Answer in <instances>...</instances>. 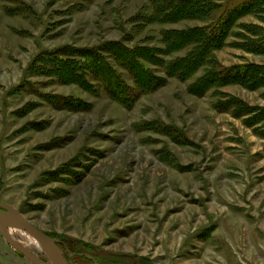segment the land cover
Returning a JSON list of instances; mask_svg holds the SVG:
<instances>
[{
	"label": "rangeland",
	"instance_id": "374dc122",
	"mask_svg": "<svg viewBox=\"0 0 264 264\" xmlns=\"http://www.w3.org/2000/svg\"><path fill=\"white\" fill-rule=\"evenodd\" d=\"M251 2L0 0V202L69 264H264ZM202 29L220 33L209 65L177 77ZM0 264L41 263L0 233Z\"/></svg>",
	"mask_w": 264,
	"mask_h": 264
},
{
	"label": "water",
	"instance_id": "95a60500",
	"mask_svg": "<svg viewBox=\"0 0 264 264\" xmlns=\"http://www.w3.org/2000/svg\"><path fill=\"white\" fill-rule=\"evenodd\" d=\"M3 222L16 224L31 237L36 239L41 245L42 251L47 257V261H43L34 256L28 248L18 244L9 235L7 230L0 227V233L4 236L8 243L23 255L35 258V260L39 261L41 264H69L63 249L59 246V240L57 238H54L37 228L28 219H26L18 209L9 204L0 202V224H4Z\"/></svg>",
	"mask_w": 264,
	"mask_h": 264
},
{
	"label": "trees",
	"instance_id": "16d2710c",
	"mask_svg": "<svg viewBox=\"0 0 264 264\" xmlns=\"http://www.w3.org/2000/svg\"><path fill=\"white\" fill-rule=\"evenodd\" d=\"M248 5H252L253 7L258 6L257 8L264 10V0H252L251 3L245 4L244 7H248ZM238 11H239V13H241L240 10H238ZM239 13L234 14V17L239 15ZM168 16L169 15H167L165 17L168 18ZM220 23H223L224 25H226L228 23V21L225 22L223 19H221L219 24ZM201 31H202V34H201V36H199V41H197L195 43L196 45L194 47H192L190 52L187 54V55H189L188 57H190V58L183 61V63H178L179 71L174 74L177 77L182 78V75H184V74L186 75L187 72H189L193 69H194V71H196L197 69H199L204 64L209 65L208 59H211L210 52L213 48V44L215 41L214 39H215L216 35L220 34V33H218L217 30H213L210 33L209 32L207 33L206 29H202ZM212 33H213V36H212ZM191 38H192V36H191ZM260 47H262V48H260ZM255 50L262 52L264 50V44L258 43L257 46H255ZM253 68H254L253 75L254 74L256 75L259 73V75H263L262 77H264V66H258L257 65V66H253ZM248 70L249 69H247V70L245 69V71H243L242 74L248 73ZM209 72L210 71H208L207 73H209ZM253 79H254V77H253Z\"/></svg>",
	"mask_w": 264,
	"mask_h": 264
},
{
	"label": "bare ground",
	"instance_id": "6f19581e",
	"mask_svg": "<svg viewBox=\"0 0 264 264\" xmlns=\"http://www.w3.org/2000/svg\"><path fill=\"white\" fill-rule=\"evenodd\" d=\"M28 234V233H27ZM29 235V234H28ZM30 236V235H29ZM31 237V236H30ZM31 238H33V237H31ZM31 242H33L34 244H36V245H38L39 244V242L36 240V239H34L33 238V240L31 241ZM38 242V243H37ZM40 245V244H39ZM41 246V245H40Z\"/></svg>",
	"mask_w": 264,
	"mask_h": 264
},
{
	"label": "flooded vegetation",
	"instance_id": "af4514ba",
	"mask_svg": "<svg viewBox=\"0 0 264 264\" xmlns=\"http://www.w3.org/2000/svg\"><path fill=\"white\" fill-rule=\"evenodd\" d=\"M59 246L63 249V247H62V242L59 240ZM63 251H64V254H65V257H66V252H65V250L63 249ZM24 257V256H23ZM66 259H67V257H66ZM68 260V259H67Z\"/></svg>",
	"mask_w": 264,
	"mask_h": 264
}]
</instances>
